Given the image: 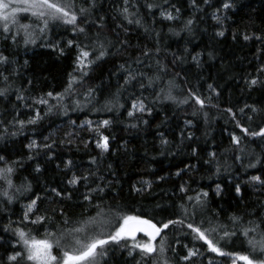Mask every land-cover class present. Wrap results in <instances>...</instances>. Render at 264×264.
<instances>
[{"label": "trees", "instance_id": "obj_1", "mask_svg": "<svg viewBox=\"0 0 264 264\" xmlns=\"http://www.w3.org/2000/svg\"><path fill=\"white\" fill-rule=\"evenodd\" d=\"M68 2L78 16L81 8L89 9L78 19L84 33L59 22L40 32L41 21L20 13L35 41L26 44L18 25L5 33L0 24V54L8 57L0 65V90L7 89L0 96V169L14 170L13 187L0 179V264H11L8 256L23 248L16 230L37 240L55 233L47 237L55 240L95 217L97 204L105 216L88 227L87 236L106 238L118 223L117 210L157 226L183 220L155 241L159 247L163 238L168 264H231L242 255L264 259L259 244L254 252L248 243L264 237V183L252 179L264 181V137L242 131L264 127V0H95L94 8L91 0ZM125 15L140 23L128 24ZM188 20L193 23L186 27ZM100 44L108 54L83 76L77 57L84 50L95 60ZM70 79L72 90L66 92ZM102 137L108 138L106 152L96 147ZM73 177L80 178L75 185L69 183ZM37 216L45 217L42 224L31 223ZM233 216L241 219L234 222ZM257 223L256 231L243 234ZM188 224L215 229L206 236L225 255L211 252ZM106 247L108 257L100 264L141 260L138 250L128 256V248Z\"/></svg>", "mask_w": 264, "mask_h": 264}, {"label": "snow or ice", "instance_id": "obj_2", "mask_svg": "<svg viewBox=\"0 0 264 264\" xmlns=\"http://www.w3.org/2000/svg\"><path fill=\"white\" fill-rule=\"evenodd\" d=\"M205 3L208 0H204ZM128 0H125V4L127 5ZM195 4V0H193V5ZM96 6L95 0H91L90 7L94 8ZM72 7V4L68 2V0H0V21H3V32L7 33L10 31L11 25H18L19 29L24 30L25 34V43H35L32 38V33L28 31L31 27L30 24H22L18 19V14L24 13L34 17L36 20L42 22L43 27L39 29L40 32H44L46 28H48L49 23H63L66 25H72L75 30L79 33H84L85 28L80 27L78 25V19L80 17H85V14L89 12L87 8H81L79 12V16L76 12L70 11L69 9ZM149 9L152 8V5H147ZM223 7L228 9L231 7L229 3H224ZM179 12V9L176 10ZM125 14L128 13V8L125 7L123 9ZM164 15L165 19L172 20L176 17H173L171 14ZM86 18V17H85ZM125 19L128 24L136 23L139 24L140 21H133L129 19L127 15H125ZM193 23L192 20L187 21V26H190ZM98 27L103 28V25H99ZM220 36L224 35V32L221 31L217 33ZM244 40H249L251 37L245 35L243 37ZM256 39H261L260 37H256ZM71 41H69V45H71ZM107 51L104 48L103 44H100V50L95 60H89V56L91 53L89 51L81 50L80 55L77 57V67L82 71L83 76H87L88 72L84 69L91 68L92 64L96 63L99 60H102L106 55ZM144 55H148L147 52ZM195 59V58H194ZM8 57L0 54V65L7 64ZM123 67V66H122ZM2 75V73H0ZM131 79H135L134 76L130 77ZM3 79L5 81L8 80L7 76H4ZM129 80H125V83H128ZM74 80H69L68 88L65 90L66 92H71ZM171 83V82H170ZM252 85H256L257 81L252 80ZM143 87V85H141ZM211 88V85H209ZM7 89L0 90V96H5ZM91 91V90H90ZM62 95V94H61ZM48 96H52V93L49 92ZM21 99V97H17ZM171 93L168 95V99H171ZM40 103H47V101L41 100ZM187 102V101H185ZM196 103L200 104L201 107L204 106V102L199 98H196ZM133 108H136L137 105L133 104ZM144 105L141 103L139 105V110L144 111ZM230 111V109H229ZM243 111V110H241ZM256 111V109H253ZM129 116L133 115L132 112L128 113ZM35 120H29L28 123H35ZM23 126V121L20 122ZM110 123L108 120L103 121V125L107 126ZM146 123V122H145ZM134 126V125H133ZM242 131L246 135H251L253 137H264V127H261L259 131H254L249 133L248 129H242ZM103 143L97 142L96 147L102 149L103 151L108 150V138L102 137ZM232 141L234 144L239 145L240 139L238 137L233 136ZM166 143V141H165ZM31 148L32 145H29ZM50 147V146H49ZM195 151V150H194ZM215 154L213 153V156ZM240 159V157H237ZM4 157L0 156V161H3ZM70 163V162H69ZM255 166V165H251ZM39 171V168L36 169ZM12 167H6L0 169V179H4L9 188L13 187L12 180L9 176L13 173ZM179 175V173H177ZM80 178L73 177L72 180L69 181L70 184L75 185L79 182ZM82 179L87 180V177H83ZM253 181L264 183V181L260 180L259 176H253ZM30 187V186H29ZM219 188V186H217ZM27 190V189H25ZM19 191V189H17ZM102 191V189H101ZM135 191L140 192L142 189L136 188ZM181 191H184V188L181 187ZM237 193L239 194L240 188L237 186ZM53 192L57 196L61 194L53 189ZM203 196H207V193H203ZM4 196L7 197L8 202H12V198L8 196V193L5 192ZM38 199V198H37ZM85 199H89L90 197L86 196ZM189 200L194 199L193 197H189ZM197 203H200V197L197 196L195 198ZM36 205V200H33L30 205H28V211L25 212L24 219H28V213L33 211V208ZM183 207V206H182ZM97 209V215L95 217H90L88 220L84 222L82 227H76L72 229H66L60 233V235L55 239H49L47 237L55 236V233L46 232L45 239L37 240L34 237L29 238L28 234H26L23 230H16V234L19 236L20 241L22 242L23 248L20 251H15L12 255L8 256V261L11 264H100L102 259H106L108 257V248L106 246L112 244L117 245L122 248H128V256H133V251L138 250L141 256V260L136 261V264H148V261L151 260V264H168L166 259H163L162 256L165 252V248L163 246V238L161 239L160 246L158 247L155 243L157 237L161 236V233L172 224H183V220H169L166 223H162L160 226H157L156 223H153L151 220L144 219L139 215H128V214H120L119 210L114 213L115 219L118 223L114 226V230L110 231L106 238H101V236H87L86 231L89 226H94L97 224L98 218L105 216V212L103 211L101 205H95ZM112 210L109 209V212ZM234 222H238L241 218L233 216L231 218ZM45 220V217L37 216L35 220H32V224H42ZM67 224V220L64 221ZM111 223V221H109ZM252 223V222H250ZM264 223V221H262ZM192 232L196 234V236L203 240L207 245L211 252L217 253L218 255H225V253L217 247L214 242L207 238L206 233L210 231H215V229H204L201 230L199 227H194L192 224L187 225ZM260 227V224H255V227H251L245 229L243 234L245 236L248 235L249 232H254L256 229ZM143 233L144 236L148 237V240L145 242H140L137 240V234ZM230 234L228 232L224 233V236L227 237ZM231 235H235V233H231ZM128 241H132L133 243L129 246L127 244ZM122 242H124L122 244ZM249 245L252 246L253 251L257 250V244H259V251L264 253V237L261 238L260 241H248ZM54 249L60 250V255L54 254ZM195 255L193 252H189V256ZM160 257V258H157ZM187 259V257H185ZM239 260L243 261L244 264H264V259H253L248 255H242L238 257ZM211 264V262H209Z\"/></svg>", "mask_w": 264, "mask_h": 264}, {"label": "rangeland", "instance_id": "obj_3", "mask_svg": "<svg viewBox=\"0 0 264 264\" xmlns=\"http://www.w3.org/2000/svg\"><path fill=\"white\" fill-rule=\"evenodd\" d=\"M3 23H4L3 21H0V24L3 25ZM241 262H243V261L239 260L237 257H232L231 258V264H240Z\"/></svg>", "mask_w": 264, "mask_h": 264}, {"label": "water", "instance_id": "obj_4", "mask_svg": "<svg viewBox=\"0 0 264 264\" xmlns=\"http://www.w3.org/2000/svg\"><path fill=\"white\" fill-rule=\"evenodd\" d=\"M138 235H143V233H138L137 236H138ZM143 236H144V235H143ZM145 237H146V236H145ZM147 238H148V237H147Z\"/></svg>", "mask_w": 264, "mask_h": 264}]
</instances>
